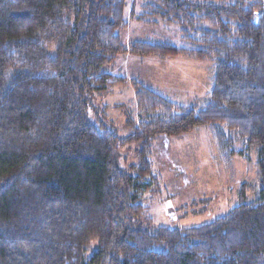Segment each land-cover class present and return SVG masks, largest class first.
<instances>
[{"label": "trees", "instance_id": "1", "mask_svg": "<svg viewBox=\"0 0 264 264\" xmlns=\"http://www.w3.org/2000/svg\"><path fill=\"white\" fill-rule=\"evenodd\" d=\"M150 1L180 27L181 47L125 46L127 0H0V264H264V0ZM126 52L211 62L210 98L182 107L132 80L139 114L120 139L90 110L127 82L105 71ZM202 126L226 158L255 152L254 198L245 184L213 222L133 227L157 182L156 139ZM132 143L139 162L127 173L119 145Z\"/></svg>", "mask_w": 264, "mask_h": 264}, {"label": "rangeland", "instance_id": "2", "mask_svg": "<svg viewBox=\"0 0 264 264\" xmlns=\"http://www.w3.org/2000/svg\"><path fill=\"white\" fill-rule=\"evenodd\" d=\"M187 1L216 3L231 0ZM127 4L132 6V11L136 10L135 13L130 12V22L133 25L138 23L135 19H152L143 28H129V22L126 26L129 30L125 28L121 32V38L125 37L124 42L125 39L128 40L129 34H140L139 30L145 29L146 37L151 41L163 42L161 39H168L177 46H182L180 27L175 23L169 24L166 19L155 17L150 0H127ZM133 56L147 59L144 65L147 72L142 71L144 69L137 64L132 65L131 60L116 59L105 67V71L114 70L116 74L127 77V82L113 84L110 92L94 98L93 108L90 110L92 122L97 123L99 117L120 139H126L130 134L126 125L127 114L131 113L134 117L139 114L132 80L151 87L160 85L158 87L164 90V93L160 92L161 96L165 95L163 98L182 107H195L210 98L215 75L211 62L198 61L185 55L160 59L153 56L142 57L131 52L125 54L127 58ZM172 100L188 102L187 105H181ZM237 147L241 148L242 143L238 142ZM138 151L139 145L136 143L119 145L121 170L131 173L130 167L139 162ZM152 161L157 182L154 181L141 200L145 214L134 220L133 226L142 231L152 233L159 227L191 228L213 222L239 205L240 191L245 184L251 186L246 189L249 200L254 198L258 184L255 152L249 154L246 160L224 157L209 126L196 128L180 137H158L153 144ZM96 246V243L92 244L86 253L87 257L92 255Z\"/></svg>", "mask_w": 264, "mask_h": 264}, {"label": "crops", "instance_id": "3", "mask_svg": "<svg viewBox=\"0 0 264 264\" xmlns=\"http://www.w3.org/2000/svg\"><path fill=\"white\" fill-rule=\"evenodd\" d=\"M216 3H220V2H216ZM131 7L132 6H130V5H128L127 4V9H126V16H127V13H128V18H126V20H127V26L129 25L128 23L131 21V18H130V12L133 10V9H131ZM141 8V7H140ZM139 8V9H140ZM141 9H143V8H141ZM135 9H134V11H132V12H134L135 13ZM152 19V17H146V18H144L143 20H140V19H135V22H138V23H136V25H133L134 23L132 22H130L131 23V25H130V27L129 28H131V26H133V27H135V28H143L144 27V25L146 24V23H148V22H150L149 20H151ZM141 21V22H140ZM170 24V23H169ZM146 26V25H145ZM126 29H128V27L126 28ZM129 30V29H128ZM140 31V34H138V33H136V32H134L133 34H134V36L132 37V35L131 34H129L127 37H128V40L127 39H125V42H124V38H122L123 39V42H124V44H125V46H127L128 47V45L130 46V44H132V43H136V42H154V41H151V39L150 38H147L146 36V31H145V29H141V30H139ZM131 35V36H130ZM122 37V36H121ZM144 37H146V38H144ZM166 39H161V41H165ZM166 41H169V42H172L171 40H166ZM126 54V53H125ZM125 54H123V55H119L116 59L117 60H119L120 59V61H125V60H131L130 62H132L133 64L132 65H134V66H136V64L139 66V68H141V69H144V70H142V71H145V72H147V70L145 69V61L147 60V59H140V58H138V57H131V58H127V57H125ZM123 56V57H122ZM122 58V59H121ZM108 73H110L111 75H113L114 77L116 76L117 78H118V76L119 77H122V78H127V77H124L123 75H121V74H116L115 72H114V70H111L110 72H109V70L107 71ZM136 79H140V78H136ZM144 86H146L145 84H143ZM157 85V86H156ZM156 85H154V87H151L150 85L148 86H146V87H148L149 89H151V90H153V91H155V92H157V93H159L160 95H162V93H164V90L163 89H160L158 86H160V85H158V84H156ZM159 91V92H158ZM160 92H162V93H160ZM163 96H165V95H163ZM167 97V96H166ZM172 101H175V100H172ZM175 102H177V103H179V104H181V105H187V102L188 101H175ZM190 103V102H189ZM188 103V104H189Z\"/></svg>", "mask_w": 264, "mask_h": 264}]
</instances>
